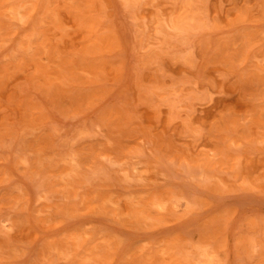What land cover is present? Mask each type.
<instances>
[{
  "label": "rangeland",
  "instance_id": "1",
  "mask_svg": "<svg viewBox=\"0 0 264 264\" xmlns=\"http://www.w3.org/2000/svg\"><path fill=\"white\" fill-rule=\"evenodd\" d=\"M0 264H264V0H0Z\"/></svg>",
  "mask_w": 264,
  "mask_h": 264
}]
</instances>
